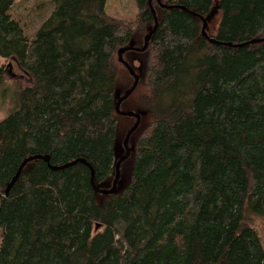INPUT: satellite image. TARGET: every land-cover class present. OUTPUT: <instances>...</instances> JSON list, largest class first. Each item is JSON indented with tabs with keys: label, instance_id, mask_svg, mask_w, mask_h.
Masks as SVG:
<instances>
[{
	"label": "trees",
	"instance_id": "obj_1",
	"mask_svg": "<svg viewBox=\"0 0 264 264\" xmlns=\"http://www.w3.org/2000/svg\"><path fill=\"white\" fill-rule=\"evenodd\" d=\"M51 1L29 36L0 0V60L31 79L0 120V264H264L249 221L264 216V0H135L129 23L106 0ZM155 20L146 48L122 53L138 79L127 56L144 57L148 89L103 194L135 124L115 111L134 83L117 51ZM32 155L49 161L26 162L5 195ZM76 159L92 181L80 161L50 167Z\"/></svg>",
	"mask_w": 264,
	"mask_h": 264
},
{
	"label": "rangeland",
	"instance_id": "obj_2",
	"mask_svg": "<svg viewBox=\"0 0 264 264\" xmlns=\"http://www.w3.org/2000/svg\"><path fill=\"white\" fill-rule=\"evenodd\" d=\"M53 8L51 0H14L13 5L10 8V13L13 17L18 19L23 25H25V34L31 36L35 33L37 27L41 24L42 20L45 19ZM212 14L209 16L208 31L213 32L218 22V11L215 6L212 8ZM105 12L109 17L114 19L122 20L127 23L132 22L137 13V7L135 0H106ZM130 60L131 66L138 70L140 79H138V86L133 95L122 105L125 110L137 111L139 110L138 98L141 94L146 93L148 87L141 81L143 78V64L144 57L130 52L127 56ZM5 64V77L0 87V120L8 113L10 104V97L13 92L18 88H21L31 82L29 75L22 71L17 63L13 60L3 61ZM138 77V76H137ZM122 82L127 86L129 78L125 73L121 79ZM142 111V110H141ZM123 127L126 126L127 121L134 123V119L127 120L126 118L120 119ZM145 117L141 118V123L144 127L147 124ZM122 129V128H121ZM124 134V132H122ZM122 134V136H123ZM116 147L117 153H121L122 147L119 143ZM250 223L254 226L260 241L264 247V216L250 215Z\"/></svg>",
	"mask_w": 264,
	"mask_h": 264
},
{
	"label": "water",
	"instance_id": "obj_3",
	"mask_svg": "<svg viewBox=\"0 0 264 264\" xmlns=\"http://www.w3.org/2000/svg\"><path fill=\"white\" fill-rule=\"evenodd\" d=\"M149 1H150V0H149ZM156 25H157V23H156V20H155V25H154L153 29L150 31V33H148V34L145 36L144 44H143V46H142L141 48H134V47H132V46H127V47H122V48L118 49V51H117L119 61H120L121 63H123V64L127 67V69L129 70V73H130V74L133 76V78H134V83H133V85L131 86V88H130V89H129V90H128V91H127V92H126L121 98H119V99L117 100V102H116V104H115V111H116L118 114H120V115H125V116H131V117H134V118H135V124H134V125L132 126V128L126 133V135H125V137H124V140H123V146H124V148H125V154H124L123 156H121V157L118 159V161L116 162V164H115V177H114V180H113L112 186H111L109 189H99V188H96V187H95L96 190H98V192L103 193V194H112V193L115 192L116 185H117V182H118V180H119V166H120L121 162H122L124 159H126V158L129 156V154H130V150H129V147H128L129 136H130V134L136 129V127H137V126L139 125V123H140V115H139L138 113H135V112L130 111V110H128V111H120V109H119L121 102H122L124 99H126V98L131 94V92L135 89V87H136V85H137V83H138V77H137V75L135 74L134 70L131 69V68L128 66V64L123 60V58H122V53H123L124 51H126V50H130V49H134V50H137V51H143V50L146 48L147 43H148V40L150 39V36H151L152 32L155 30ZM205 26H206V22H203V26H202V34H203L204 36H206ZM209 40H210L211 42H213V43L216 42L214 39H209ZM253 41H254V40H253ZM35 158L43 159V160H45L46 162L49 161V158H48L47 155H32V156H29V157L25 158V159L22 161V163L20 164V166H19L18 170L16 171L15 175L12 177L11 181L7 184L6 189H5V195L8 194L9 189L11 188L12 184H13V183L15 182V180L17 179V176H18L19 172L21 171L22 167L25 165V163L28 162V161H30V160H32V159H35ZM77 161H80V162H82V163H85V164H87V165L89 166V168L91 169V181H92V179H93V170H92L91 166H90L87 162H85L83 159H76V160H74V161H72V162H70V163H67V164L63 165V166H50V167H51V169L56 170V169H60V168H62V167H64V166H66V165H71V164H73V163H75V162H77Z\"/></svg>",
	"mask_w": 264,
	"mask_h": 264
},
{
	"label": "bare ground",
	"instance_id": "obj_4",
	"mask_svg": "<svg viewBox=\"0 0 264 264\" xmlns=\"http://www.w3.org/2000/svg\"><path fill=\"white\" fill-rule=\"evenodd\" d=\"M150 32V31H149ZM117 162V161H116Z\"/></svg>",
	"mask_w": 264,
	"mask_h": 264
}]
</instances>
